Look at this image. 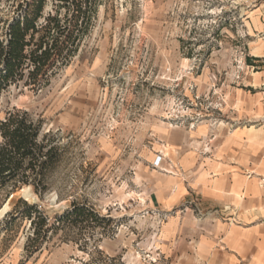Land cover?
Wrapping results in <instances>:
<instances>
[{
  "label": "rangeland",
  "instance_id": "374dc122",
  "mask_svg": "<svg viewBox=\"0 0 264 264\" xmlns=\"http://www.w3.org/2000/svg\"><path fill=\"white\" fill-rule=\"evenodd\" d=\"M18 1L3 2L2 12ZM263 2L97 0L68 65L40 89L20 81L4 90L0 120L28 109L66 150L42 198L26 186L9 197L0 190V264L160 261L166 217L150 201L154 189L176 157L212 156L239 134L246 153L257 144L264 185ZM56 3L46 0L44 13ZM20 200L47 216L42 238Z\"/></svg>",
  "mask_w": 264,
  "mask_h": 264
},
{
  "label": "crops",
  "instance_id": "0c3cea01",
  "mask_svg": "<svg viewBox=\"0 0 264 264\" xmlns=\"http://www.w3.org/2000/svg\"><path fill=\"white\" fill-rule=\"evenodd\" d=\"M258 11L263 32L264 2ZM246 146L239 134L212 156L172 160L150 200L166 219L160 261L148 264H264V185L257 181V144L249 153ZM194 199L206 214L195 212Z\"/></svg>",
  "mask_w": 264,
  "mask_h": 264
},
{
  "label": "trees",
  "instance_id": "16d2710c",
  "mask_svg": "<svg viewBox=\"0 0 264 264\" xmlns=\"http://www.w3.org/2000/svg\"><path fill=\"white\" fill-rule=\"evenodd\" d=\"M10 1L17 2L0 0V96L20 81L40 89L59 67L68 65L97 7V0H56L55 11L45 14L46 0H21L12 13L2 12L3 2ZM44 125V118L28 109H11L0 120V190L7 197L25 186L41 198L50 190L49 177L60 165L66 145L60 134L46 131ZM20 201L28 208L21 215L41 226L35 234L42 238L47 216L38 205ZM82 210L74 205L72 213L80 217Z\"/></svg>",
  "mask_w": 264,
  "mask_h": 264
},
{
  "label": "bare ground",
  "instance_id": "6f19581e",
  "mask_svg": "<svg viewBox=\"0 0 264 264\" xmlns=\"http://www.w3.org/2000/svg\"><path fill=\"white\" fill-rule=\"evenodd\" d=\"M3 210V209H2Z\"/></svg>",
  "mask_w": 264,
  "mask_h": 264
}]
</instances>
